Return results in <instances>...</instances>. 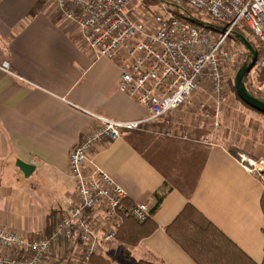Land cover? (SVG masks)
I'll return each instance as SVG.
<instances>
[{
	"label": "crops",
	"instance_id": "obj_1",
	"mask_svg": "<svg viewBox=\"0 0 264 264\" xmlns=\"http://www.w3.org/2000/svg\"><path fill=\"white\" fill-rule=\"evenodd\" d=\"M120 76L118 63L96 58L55 4L0 0V228L25 238L51 233L77 193L69 157L96 126L90 114L124 122L149 118L146 108L120 90ZM175 111L168 117L193 135L196 124ZM161 122H150L143 132H124L90 158L126 191V204L150 206L156 226L130 246L105 241L110 224L101 222L96 227L101 255L117 264H197L167 233L190 203L262 264L264 182L226 144L203 145L204 136L165 139ZM18 160L36 167L29 178ZM104 209L101 204L89 215L102 218ZM59 260L69 264L59 257L47 262Z\"/></svg>",
	"mask_w": 264,
	"mask_h": 264
},
{
	"label": "built area",
	"instance_id": "obj_2",
	"mask_svg": "<svg viewBox=\"0 0 264 264\" xmlns=\"http://www.w3.org/2000/svg\"><path fill=\"white\" fill-rule=\"evenodd\" d=\"M44 1L55 4L76 26L96 58L118 63L120 90L146 108L150 116L124 122L90 114L96 126L74 146L69 157V170L77 181L75 198L67 201L66 211L49 235L25 238L0 228V264H47L50 257L67 258L69 264H91V258L101 254L96 233L101 222L110 224L104 240L115 241L123 217L144 224L152 213L146 203L127 207L126 191L112 176L94 167L90 158L124 132H143L150 122L165 121L204 81L211 84L218 100L223 99V69L233 59L229 41L235 32L246 30L264 48V0H170L222 22V27L216 25L219 32L173 16L136 18L132 9L138 0ZM257 66L264 73V58L258 59ZM257 90L258 99L264 102V79ZM168 136L177 135L168 131ZM236 158L257 175L252 168L254 161L244 155ZM101 204H105L102 218L89 215Z\"/></svg>",
	"mask_w": 264,
	"mask_h": 264
},
{
	"label": "rangeland",
	"instance_id": "obj_3",
	"mask_svg": "<svg viewBox=\"0 0 264 264\" xmlns=\"http://www.w3.org/2000/svg\"><path fill=\"white\" fill-rule=\"evenodd\" d=\"M181 8L188 10L200 21L223 26L222 22L209 17L204 12L191 10L185 5L181 6ZM132 12L135 15H141L143 12L146 16L161 15L165 18L171 16L181 18L180 14L184 13L173 5L170 0H138ZM239 31L256 46V49L259 48L260 45L256 43V40L249 32L246 30ZM229 48L233 59L229 60L223 69L225 85L223 99L218 100L212 91L211 84L204 81L188 102L175 111V113L181 111L184 116L188 115L192 126L196 124L197 130L194 129V136L192 133L182 132V128L178 125L175 126L171 120L172 116L161 122L160 133L165 139L184 138L186 135V139L194 140L195 137L199 139L204 136L203 139H200L203 145L224 143L228 148L234 149L236 157L244 155L248 160L254 161L256 166L252 168L256 169L257 175L264 182V114L243 103L235 90V80L238 71L247 61L251 62L248 59L249 52L234 37H231L229 41ZM260 55L258 57L259 60L264 58V54ZM263 79V70L257 65L246 77L245 86L248 92L256 98L259 96L258 85ZM168 131H175L177 136H168ZM109 260H111L112 264H117L112 259ZM60 261L56 264H60ZM123 262L121 264H130L127 261ZM49 264H52V262Z\"/></svg>",
	"mask_w": 264,
	"mask_h": 264
},
{
	"label": "trees",
	"instance_id": "obj_4",
	"mask_svg": "<svg viewBox=\"0 0 264 264\" xmlns=\"http://www.w3.org/2000/svg\"><path fill=\"white\" fill-rule=\"evenodd\" d=\"M177 7L184 12L180 14L181 19H185L201 28H209L219 32L216 26L217 24L213 25L200 21L188 10H183L181 6ZM36 10L32 12V15L36 13ZM239 34L243 35L240 31H236L235 36L232 37L240 43L237 38ZM254 47L256 49L255 45ZM256 51L258 57L261 56L260 54H264V48L260 46ZM239 99L241 100L240 97ZM228 149L232 154L236 155L234 149ZM130 205L126 204L127 207ZM261 206L264 212V194L261 200ZM155 229L156 226L151 222V219L141 225L131 218L123 217V222L117 231L116 239L123 244L134 246L143 238L151 235ZM167 233L197 264H258L190 203L187 204L175 221L167 227ZM91 264L112 263L105 256L96 254L91 258ZM135 264L156 263L139 261ZM262 264H264V260Z\"/></svg>",
	"mask_w": 264,
	"mask_h": 264
},
{
	"label": "water",
	"instance_id": "obj_5",
	"mask_svg": "<svg viewBox=\"0 0 264 264\" xmlns=\"http://www.w3.org/2000/svg\"><path fill=\"white\" fill-rule=\"evenodd\" d=\"M238 40L240 43L246 48L249 52V60L251 62H246L244 66L238 71L236 80H235V90L237 95L241 98V100L251 107L252 109L264 114V102L260 99L251 95L246 86H245V79L246 77L252 72V70L256 67L258 62V55L254 45L248 40L244 35H237ZM16 166L24 173V175L29 178L36 167L32 164L25 163L21 160L16 162Z\"/></svg>",
	"mask_w": 264,
	"mask_h": 264
}]
</instances>
